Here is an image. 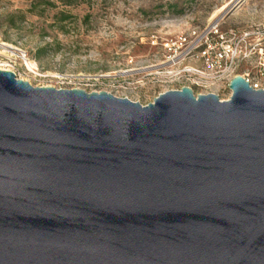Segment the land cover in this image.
Here are the masks:
<instances>
[{
    "label": "water",
    "instance_id": "95a60500",
    "mask_svg": "<svg viewBox=\"0 0 264 264\" xmlns=\"http://www.w3.org/2000/svg\"><path fill=\"white\" fill-rule=\"evenodd\" d=\"M229 90L142 106L0 70V264H264V89Z\"/></svg>",
    "mask_w": 264,
    "mask_h": 264
},
{
    "label": "rangeland",
    "instance_id": "374dc122",
    "mask_svg": "<svg viewBox=\"0 0 264 264\" xmlns=\"http://www.w3.org/2000/svg\"><path fill=\"white\" fill-rule=\"evenodd\" d=\"M223 7L215 20L224 28L264 27V0H0V69L33 87L146 106L173 84L156 67L164 40L215 21Z\"/></svg>",
    "mask_w": 264,
    "mask_h": 264
},
{
    "label": "built area",
    "instance_id": "2783aa9c",
    "mask_svg": "<svg viewBox=\"0 0 264 264\" xmlns=\"http://www.w3.org/2000/svg\"><path fill=\"white\" fill-rule=\"evenodd\" d=\"M161 48L166 55L156 65L158 72L183 77L179 88L199 87L195 97L213 94L227 101L220 99L219 92L231 95L229 84L236 77L255 91L264 89V27L224 28L215 20L181 30L164 40Z\"/></svg>",
    "mask_w": 264,
    "mask_h": 264
},
{
    "label": "flooded vegetation",
    "instance_id": "af4514ba",
    "mask_svg": "<svg viewBox=\"0 0 264 264\" xmlns=\"http://www.w3.org/2000/svg\"><path fill=\"white\" fill-rule=\"evenodd\" d=\"M171 78V82L173 83L170 88L168 90H166L165 92H168V91H179L181 90L182 88H179L180 87V82L183 80V77H182V80H180L179 78L177 77H170ZM184 88V87H183ZM187 89L190 90V92L193 94V96H195L199 91V87L197 86H194V87H185ZM198 96V95H197Z\"/></svg>",
    "mask_w": 264,
    "mask_h": 264
},
{
    "label": "bare ground",
    "instance_id": "6f19581e",
    "mask_svg": "<svg viewBox=\"0 0 264 264\" xmlns=\"http://www.w3.org/2000/svg\"><path fill=\"white\" fill-rule=\"evenodd\" d=\"M225 9V7L221 8L220 10H218L217 12L214 13V15H212V20L217 19V17L219 16V14H221L223 12V10ZM29 68L32 66L31 64H26ZM0 70H5L4 68L0 69ZM7 71V70H6Z\"/></svg>",
    "mask_w": 264,
    "mask_h": 264
},
{
    "label": "trees",
    "instance_id": "16d2710c",
    "mask_svg": "<svg viewBox=\"0 0 264 264\" xmlns=\"http://www.w3.org/2000/svg\"><path fill=\"white\" fill-rule=\"evenodd\" d=\"M69 18V15H67L66 13H64V12H61L60 13V22H63V21H65V20H67Z\"/></svg>",
    "mask_w": 264,
    "mask_h": 264
}]
</instances>
